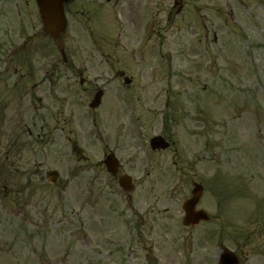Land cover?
Instances as JSON below:
<instances>
[{
    "label": "rangeland",
    "instance_id": "rangeland-1",
    "mask_svg": "<svg viewBox=\"0 0 264 264\" xmlns=\"http://www.w3.org/2000/svg\"><path fill=\"white\" fill-rule=\"evenodd\" d=\"M2 1L0 0V4ZM9 1L5 5H0V41L9 36L21 37V34L25 32V29L19 28L18 22L23 20V17L17 13V7H19L17 0ZM144 1L152 6L153 22L157 20L159 22L158 36L155 35L152 40L148 41L144 52H147L148 48L154 44L160 48L161 57L158 56L157 63L154 65L158 69L156 85L160 87L157 90H161L162 87L166 89L168 84L172 87L170 100L177 101L180 106L176 108L179 122L176 124L175 132L187 150V158L182 163L193 166L191 172H174L176 169H173L174 177L173 172H168L169 175L165 174L163 178H160V173L157 171L153 173L152 179L168 180L172 185H175L177 180L186 183L191 178H202V171L206 165L209 167L208 174L216 175L215 170H217L219 162L225 160L226 165L224 163L221 165L220 177L230 174L225 170L227 165L250 166L251 175L256 185H264V0H187L189 13L173 16L174 12L171 18L168 15L174 0ZM99 4L103 7L95 9L94 16L95 12L102 11L99 18L100 25H98L101 28L104 25L103 21H108L110 16L105 1L96 0L95 5ZM132 4L136 6V0H133ZM195 4L199 5V12L194 11ZM218 4L223 8L221 12L218 9ZM31 10L34 12V17L31 20L37 22L36 12ZM110 11L118 13V8H113V10L110 8ZM72 15L74 14L72 13ZM87 15L93 14L88 12ZM112 16L114 20L119 21V24L115 26L116 30L114 27L111 28L112 33L106 43L99 41L103 45L99 52L109 51L114 54L112 61L109 60L107 65V68L111 65V73H114V70L118 68L125 67L129 73L131 71L132 74L139 77L140 65L133 60L135 57L131 59L129 56L131 48L134 49L136 46V44L133 47L128 44L130 29L123 27V20L118 15L113 14ZM27 18L29 19V16ZM95 21L98 22V19L96 18ZM144 21L132 18L131 21L128 20V27L132 24H134L133 26L137 24L142 26ZM83 22V26H97L90 21L83 20ZM73 28L74 26H71V29ZM95 30L97 31V29ZM215 35L219 38L216 43L214 40H208V37L213 38ZM96 36L98 37V35ZM118 36L123 42H127V45L113 44L115 37ZM70 37H73L72 32ZM107 43H110L109 46ZM153 54L157 55V53ZM118 58H121V61L116 60ZM147 58L148 56L143 58L144 67H147L145 65V62L148 61ZM100 59L98 56V60ZM149 61L148 65H150ZM0 65L2 64L0 63ZM97 65L98 61L96 68H98ZM99 66L103 70V65ZM4 67H6L5 63L3 67L0 66V71ZM251 70H254L253 75ZM220 72L225 80L230 78L231 85L223 86L224 99L219 104L215 101L217 89H208L211 99L209 108L213 112L209 121L208 140L214 146L207 153V161L204 164L200 156L202 153L194 151L199 148L197 140L200 138L202 129L198 121L200 115L202 116L199 87L204 83V80L208 82V87L216 85L217 75ZM119 83V81H111L112 85ZM64 87L65 84L59 90V94ZM0 90V115L2 114L0 116V264H91L90 255L93 253V246L97 245L98 248V245L101 244L99 247L101 250L104 239L123 236V224H119L118 229L120 230L117 232H113V228H109V231H105L106 233H99L98 229H95L94 233L90 231V219L88 218L90 209L94 207L93 204L95 208H98L108 206L109 203L105 205H102L103 202L92 204L87 198V182L91 178L88 166L91 165V161L86 156L93 157L96 153L95 156L99 158L101 155V147L90 145L89 139L85 135L87 130L94 129L92 120L86 118V114H84V110L87 108L78 107L73 104L72 99L52 101L54 97L49 95V89H47L49 94H45L44 91L38 92L42 96L46 95V99H44V108L36 109L39 110L40 115L45 113L49 118L48 125L43 131H40V123L37 128L32 122L30 125L32 124L31 127L35 134L43 132V139H47V141L46 145L44 141L39 143L35 140L31 141L27 151L29 163L25 169L23 160L25 154L22 153L23 158L21 157V159L18 157L15 160L8 157L5 159L9 153L6 149L13 142L11 141L12 133H20L25 127L23 119L24 114L27 113L25 112L27 109L25 102L28 107H40V104L38 101L34 103L33 97L28 95L20 98L22 102L20 105L16 104L18 101L16 93L11 91L9 94V90L4 86H0ZM248 90L250 98H252V102H249V105L252 103L250 106L240 105L243 103L242 101L231 102L232 97L247 96ZM243 91L246 93L244 94ZM67 94L70 95L69 92ZM165 95L166 93H162L160 98V101L163 100V104L166 99ZM254 106L256 108L253 112ZM216 109H219V112L215 116ZM35 111L30 109L29 116H34ZM32 119L34 122L35 119ZM98 122L100 123L98 125L99 133L103 138H106L105 133L108 132V127L104 124L105 121ZM189 126L193 130L191 134ZM222 133L225 136L232 134L233 151L215 157L213 153L220 152L222 149L223 142L220 141ZM66 137H70V139ZM235 137L238 142L244 144L245 148L243 149L246 151L236 148ZM22 138L19 144L23 141ZM224 139L226 141L228 138ZM80 149H82L81 152H78ZM186 154L183 153V156L186 157ZM164 160V163L169 164L171 162L170 155ZM39 165L41 166L39 167ZM51 168L60 171L63 183L69 181L70 184L66 189H62L64 184L57 187L47 184L45 170ZM100 175L102 180L106 179L103 173ZM142 194L145 195L144 189H142ZM177 196L176 199L175 195L176 210H173L176 234L188 236L194 242L191 249H193L194 255L198 254V258H200L193 257L194 264H205L202 256L206 255L209 250L202 249L196 242L199 236L198 232L185 231L178 224L181 222L180 205L184 197ZM151 198L148 196L145 199L151 200ZM104 209L106 217L102 216V219L99 215L100 210H95L96 224L100 225L99 222L103 219H109L112 223L122 221L121 217H117L118 211L110 215L109 211ZM262 222H264L263 219L256 218L250 227L255 228V234L258 235V237L255 236L256 250H260L264 246L262 245L264 244L263 232L258 230L262 229L260 227ZM103 234L107 235L106 238ZM109 246L107 245V247ZM168 246L171 247L170 252ZM164 247L165 250L163 248L162 252H168L174 259L179 256L178 242L173 248L170 244H165ZM99 257L101 256L99 255ZM101 260L109 261L106 255H103ZM252 264H264L263 256H255Z\"/></svg>",
    "mask_w": 264,
    "mask_h": 264
},
{
    "label": "flooded vegetation",
    "instance_id": "flooded-vegetation-1",
    "mask_svg": "<svg viewBox=\"0 0 264 264\" xmlns=\"http://www.w3.org/2000/svg\"><path fill=\"white\" fill-rule=\"evenodd\" d=\"M134 12V8L130 7L127 8L126 15L131 16ZM74 49L79 50V44L74 43ZM91 51L85 55L82 56L79 52L72 55V62L67 59L66 64L71 65L70 73L73 75L74 80L78 85H76L77 90L83 91V99H88L91 101L93 100V96L95 95V92L101 91L102 93V101L106 104L105 112L107 117L109 118V124L115 126V132L113 134L108 133L107 139L104 143V152L102 153L101 158H97L94 154L93 157H90L91 160V169L94 172H97V168L101 170L107 171V167L103 164L104 157L107 156L108 153H115L119 160V173L121 172H127L130 173V175L135 177L140 172H143L146 169L147 173H151L152 170L151 166L150 168H147L146 164H144L143 158L141 157L140 153L142 152V148L147 145L148 142L151 141L152 135H149L146 133V137L144 139H139L138 134L135 132L132 133H125L124 130L127 128V112L130 110L128 106H134L133 103L129 105L127 101V96L120 92V90H116L114 92L111 91V86L109 82L103 78L105 77V74H96V70L93 68V62L95 58L97 57V54L94 50H96V46L93 44V47L90 48ZM70 50V48H69ZM107 56V58H106ZM102 57H105V60H110L111 55L102 53ZM42 70H30L26 72L25 74H22L23 79H18L15 76V73L13 75V83L15 86L17 84L19 85L22 83V86L27 87L28 85H32L33 88H36L38 86H41L42 83L46 82L47 80L53 81L54 79L59 82L62 75L60 74L62 70H58L56 75L54 74H48V72L42 73ZM125 76V73L122 71H118L116 74V77H120L121 79ZM147 76V75H146ZM147 77H150L148 75ZM130 85L124 86L127 88ZM118 88V87H117ZM153 84H147L143 86L142 92L143 96L138 97L139 100H142L141 109L144 107L147 109V112H145V119L146 117H149L148 120H156V104H158V97H156L155 89ZM119 89V88H118ZM151 94V95H149ZM155 99V100H153ZM152 100V101H151ZM155 104V105H152ZM42 120H45V117L41 116ZM152 124L153 122L150 121ZM155 127V125H154ZM41 129H44V127H41ZM111 131L113 129H110ZM28 135L32 136V131L30 128L26 131ZM110 135V136H109ZM165 137L166 136V129L163 133ZM39 137H42V134H38ZM95 136V135H94ZM109 136V138H108ZM94 143H96V138H94ZM92 142V143H93ZM93 145L95 146L96 144ZM27 143L24 142L23 146L26 147ZM16 146V142L14 140V147ZM16 149H14V152ZM159 150H153L152 149V155L154 157L155 154H161ZM152 165V164H149ZM99 175L93 177V180L89 182V188H90V195L92 198L96 197V186L103 187V189L108 188V194L113 195L112 197L115 200H120L123 202L124 206H122L123 210L128 212L129 216L132 217L131 223L133 224L132 229H130V234L128 237L124 238V244L121 245V248L118 251H110V255L114 254L115 258L119 257L120 262L122 264H143L145 262L146 264H173L174 258L172 255H169L168 252L163 251L165 250V244H171L172 239L170 238L171 235V228H169L167 225L168 219H172V216L170 214L171 209L173 208V202L172 198H163V197H154L151 201H145V198L143 194L141 193V187L143 185H148L147 182L149 181H138L133 180L134 184L132 187V193L131 195L127 196V194L119 187V179L120 175L117 176V178L110 179L107 181H101L99 180ZM112 178V177H110ZM151 184H157V182H150ZM104 185V186H103ZM152 186L151 188H153ZM119 195L125 198L124 200H121L119 198H116L115 196ZM235 195H243L247 196L248 198H251L252 190H251V182H248V187L244 188V190H240L239 192H236ZM112 197H107L111 198ZM125 203H127L125 205ZM164 204V205H162ZM162 210V212H161ZM145 213V214H144ZM165 220V223L162 224V227H159V223L161 220ZM210 221H206L204 223V226H207L202 229V233H209L215 234L216 228L214 227L215 224ZM210 227H209V224ZM209 228V229H208ZM156 237V239L154 237ZM230 240L234 241V238H230ZM233 246V245H231ZM169 247V246H168ZM171 247H169L168 251L170 252Z\"/></svg>",
    "mask_w": 264,
    "mask_h": 264
},
{
    "label": "water",
    "instance_id": "water-1",
    "mask_svg": "<svg viewBox=\"0 0 264 264\" xmlns=\"http://www.w3.org/2000/svg\"><path fill=\"white\" fill-rule=\"evenodd\" d=\"M53 1L56 0H44V3L41 4V9L43 12V16L45 18V21L47 22V29L51 31H56L57 27L56 25H61L62 30L65 29V22L62 20V13L59 11L62 8V4L55 3V6L50 7ZM61 1V0H60ZM59 6L60 8H58ZM58 19L59 22L55 23V28L52 26V23L50 22L52 19L56 18ZM62 20V21H61ZM59 29V27H58Z\"/></svg>",
    "mask_w": 264,
    "mask_h": 264
}]
</instances>
